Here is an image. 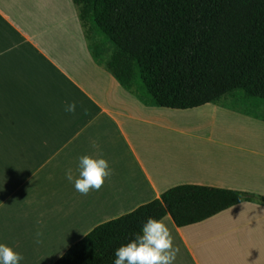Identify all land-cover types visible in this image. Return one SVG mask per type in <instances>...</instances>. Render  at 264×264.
<instances>
[{"label": "crops", "instance_id": "1", "mask_svg": "<svg viewBox=\"0 0 264 264\" xmlns=\"http://www.w3.org/2000/svg\"><path fill=\"white\" fill-rule=\"evenodd\" d=\"M70 101L75 113L63 111ZM204 112L226 125L177 126L204 127L212 119ZM183 137L198 147L182 146ZM83 154L111 168L87 195L64 175L78 174ZM181 184L264 197L262 117L211 103L147 105L96 60L73 0H0V243L22 254L20 264H54L96 226ZM161 221L179 249L173 264H264L263 203L185 227L169 214Z\"/></svg>", "mask_w": 264, "mask_h": 264}, {"label": "trees", "instance_id": "2", "mask_svg": "<svg viewBox=\"0 0 264 264\" xmlns=\"http://www.w3.org/2000/svg\"><path fill=\"white\" fill-rule=\"evenodd\" d=\"M73 2L87 39L92 32L113 46L104 63L92 51L96 60L143 103L178 110L210 103L228 108L221 104L228 96L264 103V0ZM244 201L264 204V197L177 185L96 226L54 264H112L114 249L148 216L169 214L185 227Z\"/></svg>", "mask_w": 264, "mask_h": 264}, {"label": "clouds", "instance_id": "3", "mask_svg": "<svg viewBox=\"0 0 264 264\" xmlns=\"http://www.w3.org/2000/svg\"><path fill=\"white\" fill-rule=\"evenodd\" d=\"M76 108L77 103L70 101L64 105L63 111L75 113ZM76 169L77 175L73 174L71 168L66 169L65 179L83 195H87L90 190H99L105 179L111 175V168L102 156L79 155ZM43 238L42 231L37 230L34 233V243H42ZM178 251L173 245L167 225L156 217L148 216L127 242L114 249L112 264H173ZM22 260L21 253L0 243V264H20Z\"/></svg>", "mask_w": 264, "mask_h": 264}, {"label": "rangeland", "instance_id": "4", "mask_svg": "<svg viewBox=\"0 0 264 264\" xmlns=\"http://www.w3.org/2000/svg\"><path fill=\"white\" fill-rule=\"evenodd\" d=\"M90 34H91V38H89L88 40L89 46L93 52H96L98 54V59L104 63L107 58L108 53H111L113 46L102 35H97L100 38L96 39L94 33L91 32ZM221 104H223L224 106H228V108H233L237 111L245 112L251 115H260L262 117L264 116V103L258 106V103L256 101L249 100V99H243L241 101V99H237L234 96H228ZM216 105H219V104H216ZM205 114H209L212 119H209L207 124L204 125V127L202 128L201 127L196 128V126L180 125V123L176 120V122H178L177 126L181 127L182 129H187L193 132L200 133V132H209V131L214 132L215 130H218V129L220 130L222 126L226 125L223 119L219 117L217 114L213 115V113H207V112ZM196 139L197 138L183 137L181 140L182 146L198 147V145H196L194 141ZM191 141L193 144H191Z\"/></svg>", "mask_w": 264, "mask_h": 264}, {"label": "bare ground", "instance_id": "5", "mask_svg": "<svg viewBox=\"0 0 264 264\" xmlns=\"http://www.w3.org/2000/svg\"><path fill=\"white\" fill-rule=\"evenodd\" d=\"M191 118H198L197 116L191 117Z\"/></svg>", "mask_w": 264, "mask_h": 264}]
</instances>
